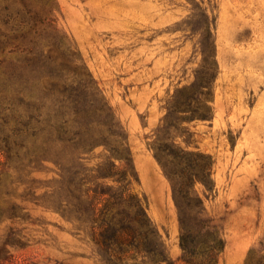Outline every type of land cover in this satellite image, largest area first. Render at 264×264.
<instances>
[{
    "label": "rangeland",
    "instance_id": "374dc122",
    "mask_svg": "<svg viewBox=\"0 0 264 264\" xmlns=\"http://www.w3.org/2000/svg\"><path fill=\"white\" fill-rule=\"evenodd\" d=\"M55 2L58 26L73 37L126 129L140 178L135 190L146 196L177 264H183L178 212L151 144L168 100L196 81L204 53L214 50L213 119L185 122L176 141L214 158L216 193L204 198L225 237L220 264H257L264 256V0ZM1 96L4 104L18 102L14 87ZM3 124L0 119V264H105L85 204L69 194L66 214L59 212L57 167L8 155ZM105 155L96 149L91 165ZM197 189L203 194L201 184Z\"/></svg>",
    "mask_w": 264,
    "mask_h": 264
},
{
    "label": "trees",
    "instance_id": "16d2710c",
    "mask_svg": "<svg viewBox=\"0 0 264 264\" xmlns=\"http://www.w3.org/2000/svg\"><path fill=\"white\" fill-rule=\"evenodd\" d=\"M57 12L55 0H8L0 6L5 152L55 164L60 176L55 206L66 214L69 194L85 204L93 241L105 264H177L148 213L146 196L135 190L140 178L126 129L73 37L58 26ZM198 74L195 82L177 88L168 100L151 148L171 182L182 263L220 264L224 233L205 206V198L216 193L214 158L176 141L185 135V122L213 119L218 74L213 49L204 53ZM8 87L15 88L17 103L4 104L1 94ZM98 148L106 152L105 158L91 165ZM256 252L255 247L250 250V261ZM257 264H264V256Z\"/></svg>",
    "mask_w": 264,
    "mask_h": 264
}]
</instances>
